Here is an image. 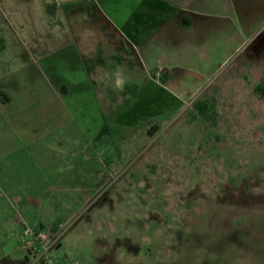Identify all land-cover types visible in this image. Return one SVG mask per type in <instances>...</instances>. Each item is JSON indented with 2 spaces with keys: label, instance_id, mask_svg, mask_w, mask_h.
<instances>
[{
  "label": "rangeland",
  "instance_id": "374dc122",
  "mask_svg": "<svg viewBox=\"0 0 264 264\" xmlns=\"http://www.w3.org/2000/svg\"><path fill=\"white\" fill-rule=\"evenodd\" d=\"M249 51L174 89L178 111L113 126L0 50V264H264V41Z\"/></svg>",
  "mask_w": 264,
  "mask_h": 264
},
{
  "label": "crops",
  "instance_id": "0c3cea01",
  "mask_svg": "<svg viewBox=\"0 0 264 264\" xmlns=\"http://www.w3.org/2000/svg\"><path fill=\"white\" fill-rule=\"evenodd\" d=\"M263 41L264 0H0L2 53L44 59L46 85H76L93 109L78 115L113 126L178 111L191 94L174 89L209 85Z\"/></svg>",
  "mask_w": 264,
  "mask_h": 264
},
{
  "label": "trees",
  "instance_id": "16d2710c",
  "mask_svg": "<svg viewBox=\"0 0 264 264\" xmlns=\"http://www.w3.org/2000/svg\"><path fill=\"white\" fill-rule=\"evenodd\" d=\"M256 90H259V89H261L259 86H256V88H255ZM0 95H2V93L0 92ZM4 96V99L5 100H8V97L6 96V95H3ZM197 108H198V106H197Z\"/></svg>",
  "mask_w": 264,
  "mask_h": 264
}]
</instances>
